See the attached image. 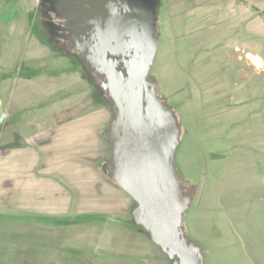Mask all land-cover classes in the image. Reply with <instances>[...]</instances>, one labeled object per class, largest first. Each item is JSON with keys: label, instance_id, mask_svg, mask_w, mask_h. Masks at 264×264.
Here are the masks:
<instances>
[{"label": "rangeland", "instance_id": "1", "mask_svg": "<svg viewBox=\"0 0 264 264\" xmlns=\"http://www.w3.org/2000/svg\"><path fill=\"white\" fill-rule=\"evenodd\" d=\"M57 1L0 0V158L9 141L18 142L8 128L14 112L34 113L51 102L56 109L86 108L85 100L69 107L44 97L47 89L72 90L92 95L93 108L110 117L102 128L105 150L94 145L110 175L114 109L100 76L72 47L67 8ZM130 2L157 37L147 79L180 124L173 165L192 194L183 235L200 249L203 264H264V0ZM1 176L0 264H150L139 258L145 248L138 235L124 239L109 219L64 228L63 247L43 245L36 221L45 225L44 218L8 211ZM129 205L127 225L150 240L133 221L135 202ZM158 248V256L147 255L152 264H176Z\"/></svg>", "mask_w": 264, "mask_h": 264}, {"label": "water", "instance_id": "2", "mask_svg": "<svg viewBox=\"0 0 264 264\" xmlns=\"http://www.w3.org/2000/svg\"><path fill=\"white\" fill-rule=\"evenodd\" d=\"M99 20L86 58L104 66L99 69L106 74L101 87L114 109L107 133L110 177L135 202L134 223L174 263L203 264L200 249L187 241L181 227L192 194L184 190L173 165L180 124L147 79L157 47L155 28L142 13L110 25ZM119 47L125 49L114 58Z\"/></svg>", "mask_w": 264, "mask_h": 264}, {"label": "crops", "instance_id": "3", "mask_svg": "<svg viewBox=\"0 0 264 264\" xmlns=\"http://www.w3.org/2000/svg\"><path fill=\"white\" fill-rule=\"evenodd\" d=\"M66 91L63 94L61 89L56 95L55 90L47 89L44 97L48 102H69V107H77L78 102L85 100L86 108L56 109L51 102L34 113L14 112L12 121H8L9 132L19 138H16L18 142L9 141L6 153L0 158L1 181L7 182V210L26 215L28 220L31 215L43 217L45 225L36 221L42 229L40 238L43 245L53 247L57 243L63 247L64 228L80 226L79 223L91 227L89 224L95 219L103 222L109 219L107 225L114 223L124 239L128 232L138 235L137 242L145 248L139 258L152 264V257L149 259L147 255L158 256V246L146 233L140 234L135 227L127 225L125 217L132 198L102 171L101 158L94 156L96 142L101 151L105 150L102 128L110 117L106 111L93 108L92 95L86 93L81 98L78 92ZM63 218L68 219L69 225H64ZM70 235L73 239L79 233ZM55 252L57 256V249Z\"/></svg>", "mask_w": 264, "mask_h": 264}, {"label": "flooded vegetation", "instance_id": "4", "mask_svg": "<svg viewBox=\"0 0 264 264\" xmlns=\"http://www.w3.org/2000/svg\"><path fill=\"white\" fill-rule=\"evenodd\" d=\"M78 1H81V3ZM130 1L131 0L57 1L62 3V5L67 8V23L69 24V29L72 31L74 42L72 47L81 53L89 67H91L92 70L100 76L101 85L106 81V74L101 72L99 69L103 68L104 66L98 65L96 63H90V61H88L86 58L87 55L91 53V37L92 35L98 34L96 33V30L101 17L103 18V24H105V21H107L110 25V23H112L110 21H114V19L118 20L121 17H129L132 18V20H135V18L138 17L140 13L143 15V12L136 10V6L131 7L130 3L132 2ZM132 5H134V3ZM119 48V53L114 55V58H119L121 56L122 49H125L121 47ZM107 56H109V53H107ZM121 66V62L118 61L117 68L120 69Z\"/></svg>", "mask_w": 264, "mask_h": 264}, {"label": "bare ground", "instance_id": "5", "mask_svg": "<svg viewBox=\"0 0 264 264\" xmlns=\"http://www.w3.org/2000/svg\"><path fill=\"white\" fill-rule=\"evenodd\" d=\"M259 63V62H258Z\"/></svg>", "mask_w": 264, "mask_h": 264}, {"label": "trees", "instance_id": "6", "mask_svg": "<svg viewBox=\"0 0 264 264\" xmlns=\"http://www.w3.org/2000/svg\"><path fill=\"white\" fill-rule=\"evenodd\" d=\"M144 232V231H143Z\"/></svg>", "mask_w": 264, "mask_h": 264}]
</instances>
